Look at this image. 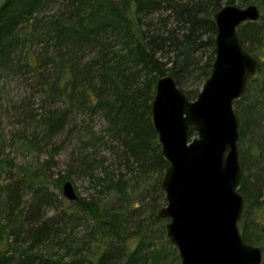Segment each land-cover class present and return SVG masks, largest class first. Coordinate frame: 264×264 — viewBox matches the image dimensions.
<instances>
[{
  "label": "trees",
  "instance_id": "1",
  "mask_svg": "<svg viewBox=\"0 0 264 264\" xmlns=\"http://www.w3.org/2000/svg\"><path fill=\"white\" fill-rule=\"evenodd\" d=\"M111 3L109 0H0V62L10 58L13 50L17 49L18 44L22 43L26 36H30L29 42L32 44H39L46 48L50 40L56 38L60 43L70 41L73 48L77 47L80 50L85 48L84 45L90 44L102 49L103 53L106 52L107 47L103 44L107 30L117 31L124 37L125 54L117 53L116 70L114 71V68L110 70L106 62L97 67L99 70L95 71L98 74L95 77H98V84L104 89L107 90L108 82L114 86L113 91L125 98L124 107H126L127 116L115 134V141L122 147V155L119 157L122 168L127 176L131 174V180L125 182L126 177L119 175L115 179V176H111L114 172L105 171L106 178L104 180L98 178L96 184L105 187L106 199L96 202L79 198L73 204L75 210L70 211L72 217L77 214V211L86 213V217L95 223L96 232L92 231L95 234L89 237L96 242L95 248L93 247L95 249L93 263L88 257L80 256L81 253L75 256L65 254L64 249L71 251L73 246L78 249H75L76 253L80 252L82 244H88L91 248L90 241L78 239L72 235V230L69 231V228L64 232L66 234L64 239L51 241L53 255L38 257L37 263L29 249L23 248L17 241L20 237L22 238V235H28L31 241L37 244L51 240L48 237L51 228L47 222H44L39 228H31L21 234L18 232L14 241L10 240L11 233L7 232V228L0 224V264H87L86 261L89 264H112L114 259H118L122 264H134L144 258L147 259L150 255L154 256V253L140 254V250L136 252H133V249L130 250L127 242L134 241L132 236H124L120 231L126 214H135L141 209L140 195L155 190L164 198L162 175L168 168V162L162 156L161 145L150 113L155 97V86L158 78L166 74H171L178 85L189 77L195 76L201 86L210 77L215 60L214 44L217 32L214 17L225 3L235 5V0H212V3L203 1L181 3L173 0L165 2V6H163L164 2L159 0H124L122 12ZM132 3L134 18L127 17L124 13L131 12L129 5ZM247 5H257L261 10V18L258 22H249L240 26L239 36L244 48L258 58L260 65L258 75L249 80L245 94L236 101L238 107L236 114L240 122V147L242 146L240 158L244 173L240 192L245 200L240 229L248 244L261 247L264 251V146L255 143V135L264 129V78L262 80L259 77L264 76V0H239L241 8ZM58 6L62 11L58 10L54 13V9ZM163 8L172 11L176 21L181 24L179 27L183 31L181 37L176 36L174 31L169 32V36L165 37L163 36L165 30L154 29L153 24H148V27L154 29L152 35H147L142 28V15L145 17L146 13L151 14ZM50 12L52 14L49 15ZM200 32L201 35H199ZM202 37L205 39L202 40ZM167 47H173L176 53L173 64L163 63L156 57L157 53L163 52ZM201 50L203 55L200 58L194 56ZM69 56L62 50L50 61L60 67V61ZM38 59L36 57L34 62ZM129 64L136 67L142 66L143 70L155 72L158 77L154 76L151 81H148L145 90H140L135 97L127 98L128 93L122 87L120 79L124 78V71ZM28 65L35 68L33 62L29 61ZM169 65L172 66L168 67ZM90 68L81 66L75 70L73 78H70L68 71H63L58 78V82L61 83L60 88L64 89L63 96L69 97L77 74L86 76L90 74ZM131 75L136 77L137 74L133 72ZM90 92H93L91 87L86 89L85 98L80 101L79 109L87 106V109L100 107L107 110V106H113L106 99L100 98V95H93ZM198 93L199 89L193 91L189 98L194 99ZM140 99L146 102L144 105L137 106ZM247 132L250 133L251 138L246 140ZM196 135V132H193V136ZM243 146H245L244 149ZM252 150H257V155H254ZM2 165L4 163L0 161V174L4 171ZM249 170H255L257 174L251 177L247 174L250 173ZM118 171L120 172V169ZM70 179L67 175L52 182L62 191L63 185ZM23 182L27 181L24 179ZM48 184V181L43 179L29 182L33 189L32 208L39 207L40 202L44 200L43 197H47ZM23 187V185L22 187L12 185L7 188L9 192L6 190L5 211L9 214L8 223H13L14 226L18 224L23 226L21 219L24 216L21 212H16L17 206L19 207L21 203ZM118 196L126 204V211L108 212L107 200ZM151 209L149 217L151 222L148 225L143 222L138 225V228H150L149 225L158 220L160 209L156 205ZM15 212L16 216H14ZM248 218L251 220L248 221ZM21 229L19 231H22ZM255 230H259L260 235L258 239L253 240ZM5 237L10 244L6 251L2 252ZM121 242H126V246L113 250L114 245ZM61 252L64 254H59Z\"/></svg>",
  "mask_w": 264,
  "mask_h": 264
},
{
  "label": "rangeland",
  "instance_id": "2",
  "mask_svg": "<svg viewBox=\"0 0 264 264\" xmlns=\"http://www.w3.org/2000/svg\"><path fill=\"white\" fill-rule=\"evenodd\" d=\"M109 1L112 2V6L122 12L124 0ZM159 1H163V6H165V2L173 0ZM174 1L212 3V0ZM226 5L225 3L224 6ZM235 5L239 6V0H235ZM129 9L131 12L126 11L124 13L127 17L132 18L133 3L129 5ZM54 10V13L58 10L62 11L60 6ZM51 12L48 14H52ZM146 15L145 17L142 15L141 23H143L142 28L147 35L154 34L153 30L156 28L157 30H165V34H163L165 37L169 36L171 31H174L178 37L182 36L183 31L179 29L181 24L176 21L172 11L163 8L151 14L146 13ZM148 24H153L154 29L148 27ZM204 39L205 37H202V40ZM29 40H31L30 36H26L24 41L18 44L17 49L13 50L10 58H5L0 62V161L4 163L2 165L4 171L0 174V224L7 228V232L11 233L10 240L14 241L18 232L21 234V232H27L31 228H39L44 222H47L51 228V233L48 234L51 240L37 244L33 243L28 235H22V238L20 237L17 241L23 248L29 249L31 256H34L36 261L41 256L51 257L53 255L51 251L52 242L64 239L66 236L64 232L69 228V231L72 230V235L78 239L90 241L91 248L88 247V244H82L80 252L76 253L75 249L77 248L73 246L71 251L64 249L65 254L75 256L81 253L80 256L88 257L89 261L93 263L95 261L94 248L96 242L94 241V243L89 237L96 232L95 223L86 217V213L80 211H77L75 216H70V211L75 210L73 208L74 202L67 200L63 195V190L57 189L56 184H53L52 181L68 175L71 179L67 182L73 184L78 199L101 202L106 199L105 187L103 185L98 186L96 183H98V178L102 180L106 178L107 173L105 171L114 172V175L111 176H115V179L122 175L127 178L125 182L131 180V174L126 175L119 160L122 155V147L115 141V134L127 116L125 114L126 107H124L125 98L113 91L114 86L108 82L107 90L104 89L98 84V77H95L98 75L95 71L99 70L97 67L100 64L104 65L107 62L110 70L112 68L114 71L116 70V65H118L117 53L125 54V39L117 31L107 30L103 38V44L107 46L105 53L101 51L102 49L90 44L84 45L85 48L82 50L77 49V47L73 48L70 41L60 43L56 38L50 40L47 48L39 44H32ZM62 50L64 54L70 56L62 59L59 67L53 64L50 59L56 57ZM202 55L203 50L194 56L200 58ZM36 57L39 59L34 62ZM156 57L163 63L173 64L176 60V53L173 47H167L163 52L157 53ZM29 61L33 62L35 68L29 67ZM81 66L82 68L91 67L89 69L91 72L86 76L76 73L77 77L73 81V89L70 90V95L66 98L63 96L64 89L60 88L61 83L58 82V78L63 71H68L70 78H73L75 70ZM141 67L129 64L124 71V78L120 79L126 93L130 94H126L127 98L135 97L140 90H145L148 81H151L154 76L158 77L157 73L148 72ZM138 70L139 72H135ZM133 72L137 74L136 77L131 75ZM259 77L262 80L264 78L262 75ZM204 83L199 86L195 76H193L185 82H181L179 87L189 96L195 90L199 89L200 92ZM90 87L93 91L90 93L100 95V98L106 99L113 106H107V110L100 109V107L87 109V106H82L79 109V103L85 98L86 89ZM145 102L140 99L137 106L144 105ZM147 104L149 103L147 102ZM234 109L235 112L238 109L236 102ZM249 134L247 132L246 140L251 138ZM255 143L264 146V129L255 135ZM244 148L245 146H243ZM257 152V150H252L254 155H257ZM249 171L250 173L247 174H250L251 177L257 174L255 170ZM163 177L164 174L162 181ZM24 179L27 181L26 183L23 182ZM39 179L48 181V195L43 197L44 200L40 202L39 207L32 208L33 189L29 182H37ZM12 185L14 187L24 186L21 203L16 210L24 216L21 219L23 226L21 224L14 226L13 223H8L9 214L5 211L6 190L9 192L7 188ZM140 200L141 209L135 214H126L120 232L124 236H132L134 241L129 240L127 242L130 250L133 249V252L140 250V254L154 253V256L150 255L147 259L144 258L134 264H181L179 252L167 235V220L158 219L149 225L150 228H138V225L143 222L145 225L151 222L149 218L151 207L156 205L161 210L167 205L165 193L163 198L158 192L151 190L140 195ZM106 208H108V212H125L127 207L118 196L107 200ZM16 212L14 216H16ZM249 220L251 219L248 218ZM20 228L22 231H19ZM258 231L255 230V235L252 236L253 240L259 238L260 233ZM9 244L10 242L5 237L1 251H6ZM123 245L126 246V242L117 243L113 250L121 248ZM86 263L89 264L87 261ZM112 264H122V262L114 259Z\"/></svg>",
  "mask_w": 264,
  "mask_h": 264
},
{
  "label": "water",
  "instance_id": "3",
  "mask_svg": "<svg viewBox=\"0 0 264 264\" xmlns=\"http://www.w3.org/2000/svg\"><path fill=\"white\" fill-rule=\"evenodd\" d=\"M260 18L257 5L227 4L215 14V60L195 99L168 74L155 86L152 123L168 162L162 181L167 205L158 219L168 221L181 264H263V249L248 244L240 229L245 200L234 109L260 65L244 48L239 28ZM62 189L67 200H78L71 182Z\"/></svg>",
  "mask_w": 264,
  "mask_h": 264
},
{
  "label": "bare ground",
  "instance_id": "4",
  "mask_svg": "<svg viewBox=\"0 0 264 264\" xmlns=\"http://www.w3.org/2000/svg\"><path fill=\"white\" fill-rule=\"evenodd\" d=\"M136 72V71H135Z\"/></svg>",
  "mask_w": 264,
  "mask_h": 264
}]
</instances>
